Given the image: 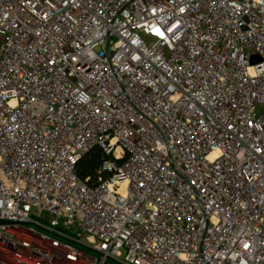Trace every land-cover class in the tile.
Masks as SVG:
<instances>
[{"label": "built area", "instance_id": "obj_1", "mask_svg": "<svg viewBox=\"0 0 264 264\" xmlns=\"http://www.w3.org/2000/svg\"><path fill=\"white\" fill-rule=\"evenodd\" d=\"M118 263L264 264V0H0V264Z\"/></svg>", "mask_w": 264, "mask_h": 264}, {"label": "trees", "instance_id": "obj_2", "mask_svg": "<svg viewBox=\"0 0 264 264\" xmlns=\"http://www.w3.org/2000/svg\"><path fill=\"white\" fill-rule=\"evenodd\" d=\"M106 156L98 149L84 153L75 166L76 177L89 187L97 185L98 178H105L107 174L101 172V164Z\"/></svg>", "mask_w": 264, "mask_h": 264}, {"label": "rangeland", "instance_id": "obj_3", "mask_svg": "<svg viewBox=\"0 0 264 264\" xmlns=\"http://www.w3.org/2000/svg\"><path fill=\"white\" fill-rule=\"evenodd\" d=\"M143 39L147 42V43H149L150 42V40L149 39H147V38H145V37H143ZM45 220H47V221H50V220H56V221H58V222H60V220H58L57 218H54V217H48L47 215H43L42 216Z\"/></svg>", "mask_w": 264, "mask_h": 264}, {"label": "water", "instance_id": "obj_4", "mask_svg": "<svg viewBox=\"0 0 264 264\" xmlns=\"http://www.w3.org/2000/svg\"><path fill=\"white\" fill-rule=\"evenodd\" d=\"M3 222H8V221H3ZM13 223H19V222H13ZM23 224H30V223H23ZM30 225H33V224H30ZM33 226H35V225H33ZM35 227H37V226H35ZM39 228V227H38ZM40 229H42V228H40ZM42 230H44V229H42ZM46 231V230H45ZM48 232V231H47ZM49 233H51V232H49ZM53 234V233H52ZM55 235V234H54ZM57 236V235H56ZM60 237V236H59ZM62 238V237H61ZM64 239V238H63ZM69 241V240H68ZM71 242V241H70ZM76 244V243H75ZM78 245V244H77ZM80 246V245H79ZM83 247V246H82ZM85 248V247H84ZM87 249V248H86ZM90 250V249H89ZM92 251V250H91ZM94 252V251H93ZM97 253V252H96ZM99 254V253H98ZM101 255V254H100ZM102 256H104V255H102ZM106 257V256H105ZM108 258V257H107ZM110 259V258H109ZM112 260V259H111ZM117 263V262H116ZM119 264V263H118Z\"/></svg>", "mask_w": 264, "mask_h": 264}, {"label": "snow or ice", "instance_id": "obj_5", "mask_svg": "<svg viewBox=\"0 0 264 264\" xmlns=\"http://www.w3.org/2000/svg\"><path fill=\"white\" fill-rule=\"evenodd\" d=\"M161 35H163V33H160Z\"/></svg>", "mask_w": 264, "mask_h": 264}]
</instances>
